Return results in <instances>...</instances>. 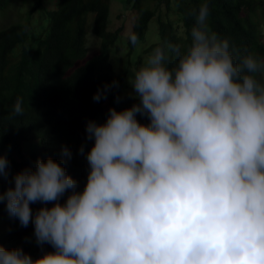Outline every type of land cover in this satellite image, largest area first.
Segmentation results:
<instances>
[{"label":"clouds","instance_id":"9594fccd","mask_svg":"<svg viewBox=\"0 0 264 264\" xmlns=\"http://www.w3.org/2000/svg\"><path fill=\"white\" fill-rule=\"evenodd\" d=\"M209 14L205 0L187 44L155 46L133 70L136 103L86 121L82 189L51 157L9 179L0 152V204L52 248L33 258L0 245V264H264V58L237 62ZM23 114L17 97L9 118Z\"/></svg>","mask_w":264,"mask_h":264},{"label":"trees","instance_id":"16d2710c","mask_svg":"<svg viewBox=\"0 0 264 264\" xmlns=\"http://www.w3.org/2000/svg\"><path fill=\"white\" fill-rule=\"evenodd\" d=\"M13 0H0V10ZM143 0H123L127 9L134 10L129 32L143 38L148 23L156 15L158 41L154 46L171 42L187 44L191 28L196 24L195 10L205 0H147L150 8L142 7ZM173 1L176 24L168 19ZM111 0H54L52 9L45 11L46 33L39 39L29 34L28 23L41 0L29 8L23 22H16L0 29V152L10 161L9 179L16 171L34 167L36 159L51 157L62 163L82 189L88 165L78 153L81 144L85 151L92 141L85 139V124L89 119L103 122L109 107L117 110L131 106L137 100L132 95L118 96L126 68L114 71L108 60L107 50L112 47L121 26L109 28ZM209 6L208 25L239 56L252 53L264 58V0H206ZM92 14V33L99 38L96 51L87 55L84 37L86 15ZM126 36V48L134 46ZM88 56V57H87ZM87 57V58H86ZM118 82L107 99L99 103L93 94L105 84ZM17 97L23 100L24 114L9 118ZM118 98V99H117ZM142 123L147 118L137 116ZM37 146L24 152V146ZM67 145L72 152L70 160L62 159L61 147ZM9 181H0V190ZM63 200V198H62ZM39 204L32 205L35 211ZM0 221L6 224L0 232V245L5 248L20 247L33 258L50 245L30 249L25 239L33 236V226L21 227L18 220L10 218L0 204Z\"/></svg>","mask_w":264,"mask_h":264},{"label":"rangeland","instance_id":"374dc122","mask_svg":"<svg viewBox=\"0 0 264 264\" xmlns=\"http://www.w3.org/2000/svg\"><path fill=\"white\" fill-rule=\"evenodd\" d=\"M36 0H13L12 3L0 10V29L8 26L9 24L16 22H23L25 15L29 8ZM54 0H41L42 7H37L33 16L28 23V33L36 40L41 38L47 31L46 28V15L45 11L52 9ZM152 1H141L142 7L150 8ZM174 8L173 1H171V9L168 11V19L172 20V27L176 24V13L172 11ZM156 15L150 19L148 28L145 30L143 38L139 40V44L129 52L126 48V36L131 26V22L134 15V10L125 8L123 0H111L109 4V28L121 26L120 34L118 35L115 44L108 48L107 55L108 60L111 63L114 71H119L122 66L126 68V73L123 77L122 85L117 91L118 96L131 95L133 90L128 82L132 79L133 70L138 68L144 60V57L151 51L154 44L158 41V33L156 28ZM92 27V14L86 15V21L84 24V37L85 47L88 54H92L96 51L99 45V38L96 37L91 30ZM264 45V37L262 39ZM88 57V56H87ZM86 57V58H87ZM24 146V152L34 150L37 146ZM6 227L3 221H0V232ZM25 244L33 249L36 247L34 236L25 239Z\"/></svg>","mask_w":264,"mask_h":264}]
</instances>
